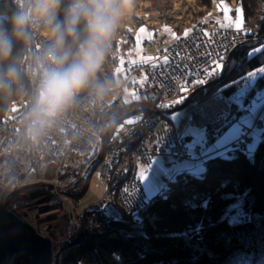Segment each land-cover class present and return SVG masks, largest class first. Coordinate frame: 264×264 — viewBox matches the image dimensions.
Returning a JSON list of instances; mask_svg holds the SVG:
<instances>
[{
  "label": "built area",
  "instance_id": "obj_1",
  "mask_svg": "<svg viewBox=\"0 0 264 264\" xmlns=\"http://www.w3.org/2000/svg\"><path fill=\"white\" fill-rule=\"evenodd\" d=\"M17 1L20 11H27L31 15L30 4L33 0ZM262 19H264V13ZM42 22H44L42 19H31L25 26L28 49L25 73L31 87V96L17 102L19 108L8 114L0 123V198L3 190L13 183V180L21 181L24 187L17 189L15 194L17 202L12 204L13 215L16 218L31 224L33 215H27L24 202L25 204L36 203L34 202L35 199H39V206L43 205L46 208L49 204H53L52 208L58 209V213L64 218L62 220L63 225L60 224L59 220L46 223L51 226L55 225V228L64 234V242L66 244L72 243L82 232L85 238L82 244L90 243L96 248L97 239L113 230L111 229L113 227L111 218H118L126 222L128 212L138 213L142 211L143 215L146 199L143 195L142 185L137 178L138 166L131 161V158L139 164L146 165H149L150 160L157 155H163L173 160L189 158L187 150L179 142H174L168 146H163L162 143L160 152L153 147L154 137L163 141L167 135L165 125L168 122L162 114L171 112L173 108L179 105L172 108L159 106L172 103L180 95H186L189 98L192 88L191 82L202 78L203 69H210L212 64L221 62L220 58H224L226 52L236 46H241L245 42L247 34L255 31L257 25L254 22L247 23L240 30H237L221 27L213 21L198 19L190 24L189 30L191 31L186 39L183 38L184 34H181L179 37L182 39L173 42H168V36H160L157 27L150 24L145 26L147 31L154 35L142 41L143 50H152L159 44L167 43L159 52V58L169 56L172 59H177L178 63H182L190 71L195 69V71H191V74L181 71L174 75L169 69L164 80L172 75V87L175 90H171V88L162 89L157 86L160 82L159 68L153 69L149 63L132 64L129 62L135 57L131 49L134 39L130 31L125 34L127 48L121 54L125 61L123 65L125 71L118 75L115 74V77L122 78L126 72L130 71L131 77L140 80L141 76L147 74L148 79L142 85L141 90L146 97L158 101L157 110L150 115L151 120L144 121L143 119L142 122L138 123L134 131L140 137V139H136L137 143L128 142V136L124 138L123 141L128 143L124 148L126 153L128 146L133 149V152L128 153L129 156L121 152V142L112 144L113 148H106L104 156L106 158L104 162L100 163L99 170L105 186L101 201L96 203L93 208L86 205L84 210L79 212L78 198L84 194L79 185L82 186L86 175L97 167L98 144L102 142L100 128L95 118L99 112L107 109V107L110 108L113 104L117 105L115 100L108 105L106 103L115 89L110 86H99L94 80H90L88 85L75 95L71 104L49 124L41 127L31 122L32 126L29 127L27 124L30 118L29 113L33 107L40 80L46 71L56 66L51 43L42 32ZM134 29L135 26H131V30ZM205 32H207V36L204 35ZM194 38L198 39L194 40ZM177 51L181 53L180 58L175 57ZM241 63L242 59H239L238 64ZM261 66H264V63ZM154 73L157 74L155 78ZM211 77H215V75ZM185 82L189 84V91L181 93L180 89ZM139 84L132 85L131 88H138ZM202 85L204 84H196L195 88L197 89ZM205 102L206 97L201 100L194 99L186 107L191 108L192 105L204 104ZM229 110L225 113V118L229 114ZM157 121L159 122L157 123ZM149 125H152L150 130L147 129ZM255 125L262 127V122L256 118L253 127ZM168 127L170 128L171 125L168 124ZM252 128L245 127V134L236 141V144L233 143V146H243L245 141H249L247 132L250 133ZM216 135V130H213L210 138L205 133L206 142L211 144ZM197 154L199 155V149H197ZM55 162L60 163L56 164ZM81 181L83 182L80 184ZM37 188L45 190L44 193H36ZM117 189L119 190L117 191ZM172 192L164 190L160 195L169 197ZM64 211L65 213H63ZM129 221V225L134 226L131 220ZM51 226L49 229L47 226V232L53 230ZM32 227L39 235L44 233V230L40 232L41 224L35 222Z\"/></svg>",
  "mask_w": 264,
  "mask_h": 264
},
{
  "label": "trees",
  "instance_id": "obj_2",
  "mask_svg": "<svg viewBox=\"0 0 264 264\" xmlns=\"http://www.w3.org/2000/svg\"><path fill=\"white\" fill-rule=\"evenodd\" d=\"M214 1L135 0L133 13H139L142 18L139 20L133 16L130 24L135 26L134 30L141 26L145 28L149 24L145 19L166 25L165 18L176 11L183 18H173L174 25L175 22L177 25L172 26L179 28L187 25L188 21L207 19ZM222 1L230 3L233 0ZM234 1L243 10L245 24L254 22L257 29L249 32L245 42L232 52L221 79L208 86L206 92H200L195 97L197 100L210 95L217 85L223 87L230 80L262 65L264 51L255 57H249L248 52L264 45V0ZM69 3L70 0H59L56 11L60 15H56L53 24L63 23L61 11ZM19 11L17 0H0V30L6 32L11 40L10 55L0 58V123L14 104L27 97L30 88L25 73L27 32L25 30L24 36H16L11 23ZM128 32V29L118 26L103 62L91 79L101 77L100 69H103L107 82H101L107 85L114 81L115 74L109 68L120 66L119 59L127 48L125 34ZM85 36L84 25L81 24L77 38H67L63 49L54 52L55 58L66 53L71 60ZM229 52L225 53L224 61ZM239 59H242L240 65ZM10 68L16 69L13 77L7 75ZM220 76L210 77L208 82L216 81ZM263 87L264 81L259 78V88L255 83L244 95L243 103L247 104L254 92ZM194 90L196 88L192 87L190 92ZM137 96L138 99L130 97L120 110L106 109L100 115L103 129L132 110L154 109V103L142 91ZM241 110L236 104L230 106L225 123L214 129L217 136L239 118ZM258 119L262 122V134L252 157L240 152L236 157H223L222 154L206 160L204 174H183L179 176L171 196L158 195L146 202L143 212L146 225L142 236H138L129 223L114 221L113 230L97 239L96 248L90 243L77 245L69 250L61 264H264V115Z\"/></svg>",
  "mask_w": 264,
  "mask_h": 264
},
{
  "label": "rangeland",
  "instance_id": "obj_3",
  "mask_svg": "<svg viewBox=\"0 0 264 264\" xmlns=\"http://www.w3.org/2000/svg\"><path fill=\"white\" fill-rule=\"evenodd\" d=\"M225 6L228 9H231V11L227 13V15L230 17L229 20H225V15H226V13L224 11ZM237 9H242V8L239 5H237V3L234 0L231 1L230 3H227V2L222 1V0H215L212 4V8L210 10L211 12L208 14L207 19H206V17L205 18L202 17L203 18L202 20L213 21L221 27L236 29L235 27L231 26V23L237 19ZM64 12H65V9H62L61 14L64 15ZM56 15H60V12L56 11ZM133 16L138 18L139 20L142 18V16L139 13H133L132 12L126 18V20L124 22L119 23V26L122 27V29H128V30L131 29L130 23L132 22L131 17H133ZM178 17L183 18V15L180 16L175 11L174 14H171L165 18L164 22L166 23V25L165 24L163 25V23H161V22H152L151 20H148V19H145V22L153 25L154 27H157V29H158L157 32L159 33L160 36H168V42H173L174 39L172 38L171 33H167L164 31L165 27L170 28L172 30V32H174L177 36H180L181 34H184L186 30H189L188 27H190V24L195 21V20H193L191 23L188 21L187 25H184V26L180 25L179 28L173 27L172 26V25H174L173 18L177 19ZM198 19H201V18H198ZM175 23L176 24L174 26L177 25V22H175ZM244 24H245V20H244V15H243L242 26ZM41 27L43 28V31H42L43 35L47 38V40L50 43H53L54 38L50 34L51 26H46L45 22H42ZM141 27H143V26H141ZM141 27H138L137 30H131L130 31V33H132V35L134 36V44H133V47L131 49H132L133 53L135 54V57L132 60H138L139 57L159 58V52L166 46L167 43L166 44H159V45H157L156 48H154L152 50H146V51L143 50L141 47V41L143 39H147V38H142L140 40L139 44H138L137 39H136L138 32H139V29ZM25 30L27 32L26 27H25ZM147 32L151 34V37L154 35L150 31H147ZM159 59L162 60L163 58H159ZM156 62H158V61L153 60V61H149L148 63L152 65V63H156ZM222 63L224 65V62H222ZM136 64H138V63H136ZM117 67H119V66H111L109 69H110V71L114 72V74L118 75L116 72ZM221 73H222V71L217 72L215 74V77L220 76ZM104 74H106L105 70L100 69L99 75H104ZM142 78H143V76L140 77V80ZM120 79L121 78H119V77L118 78L115 77V82L118 86L120 85V82H121ZM260 79H262L264 81V76L260 77ZM255 83L256 82H251V86L248 88V90L250 88H252ZM135 88H131V89L125 88L124 90H118V91L114 90L109 101L117 99L120 96L124 97L126 102L130 101V97H132L131 93L135 92L136 96L139 95L141 88H142V85L139 84L138 88H136V89ZM112 89H115V86L112 87ZM247 91L244 93V95L247 93ZM29 92L31 93V87L29 88ZM30 93H28L27 97L23 98V100L28 99L31 96ZM254 93L264 94V87L260 90L255 91ZM255 99H256V96L253 94V96L249 98V102L247 104L243 103L244 107H240L237 105L240 110L242 109L239 118H237V120L234 123H232L221 135H219L212 144H210L209 146L206 147L205 143H204L203 149H201L199 146L197 147V149L199 148L201 151L202 158L197 157V149H196V154L195 155H189L188 154L189 159H187V160L174 161L168 157H157L155 163H152V164L147 165V166L140 165L138 168V177H139V170L141 168H148V171L146 172L143 180H141V183H142V186H143V189H144V192H145V195H146L148 201L156 198L164 190L174 191L176 188V183L179 179V176H181L183 174L189 173V174H192L195 176H200V175L204 174L206 160L213 158V157H216L217 155L223 154V157H228V156L236 157L238 155V153L245 152L248 156L252 157L255 153V150H256L258 144H259V141L261 139V134H262V130H261L262 127H257L256 125L253 127V125H254V122L256 120L255 118H258V117L262 118V116L264 115V102L258 101L256 103L255 107H253V100H255ZM18 108H19V105L14 104L12 106L11 110L8 112V114H10L14 110H17ZM179 109H180L179 107H176V109L171 110V112L178 111ZM143 110L147 111V112L138 113L139 115L136 114L135 116H130V117L124 119L122 122L118 123L114 127V130L109 137V143L121 141L127 135V132H129V128L133 125V124L132 125L126 124V121L128 119H134L135 121H137L138 116H140V115H145V116L152 115V114L148 113V111L153 112V110H149V109H138V110L135 109L134 111L133 110L130 111V113L134 114L136 112H141ZM245 112H247V113H245ZM229 113H230V110H229ZM228 116H229V114L226 116V118L224 117L221 124L225 123ZM245 127H249V128L253 127L250 130V133L247 132V136L249 138V141H245L243 146H233V143L236 144L237 143L236 140H238L239 138H241L245 134V132H244ZM209 153L211 155H209ZM99 168H100V164L91 172V174L89 175V178H88L87 187L85 189V192L82 196H80L78 198V204L80 206V208L78 209L79 212H82L86 205L90 206V208H93V206L96 203H98L102 197L104 185H103V181L100 177ZM177 168L182 169V170L177 171L176 170ZM56 232H59V230L57 228L50 231L49 234H53ZM56 235H57L56 236V243L53 242L52 249L56 248L58 240H60V242H64V240H65V238H63L64 234L62 232L57 233ZM83 242H84V240L82 241V243ZM82 243L81 242L74 243V244L70 245V248L77 246V245H80ZM65 252L66 251L62 252L63 254L61 253V256L64 255V257H65L67 255V253H65ZM78 264H81V262H78Z\"/></svg>",
  "mask_w": 264,
  "mask_h": 264
},
{
  "label": "clouds",
  "instance_id": "obj_4",
  "mask_svg": "<svg viewBox=\"0 0 264 264\" xmlns=\"http://www.w3.org/2000/svg\"><path fill=\"white\" fill-rule=\"evenodd\" d=\"M58 3L59 0H33L31 15L21 10L11 20L18 37L25 35V26L31 19H42L50 25L53 52L63 49L67 38H77L81 24L86 32L72 59L69 60L66 53L58 56L56 66L46 71L40 80L29 117L34 125L41 127L60 115L75 95L88 85L103 62L120 21L135 8V0H70L63 23L53 24ZM10 53V37L0 30V58H6ZM7 75L15 76L16 69L10 68Z\"/></svg>",
  "mask_w": 264,
  "mask_h": 264
},
{
  "label": "snow or ice",
  "instance_id": "obj_5",
  "mask_svg": "<svg viewBox=\"0 0 264 264\" xmlns=\"http://www.w3.org/2000/svg\"><path fill=\"white\" fill-rule=\"evenodd\" d=\"M224 11L226 13L225 20H229L230 17L227 15L231 9H228L226 6L224 7ZM242 17L243 11L242 9H237V19L231 23V26L235 27L237 30H240L242 27ZM131 31V29H129ZM165 32L171 33V36L174 40L182 39V37L177 36L170 28L165 27ZM191 30H186L184 33V39H186ZM207 36V32L204 34ZM142 38H151V34L147 32L146 28L141 27L139 29L138 35L136 37L137 42L139 44ZM198 39V38H194ZM199 45L197 44V47ZM139 50V49H138ZM264 51V47H256L251 49L248 52L249 57H255L257 53ZM175 57L180 58L181 53L179 51L175 52ZM223 57L220 58L221 62H216L211 65L210 69H203V76L201 79H195L191 82V87H195L196 84H205L209 77L215 75L217 72H221L224 68L222 63ZM156 60L158 62L152 63V68H159L160 71L158 73L160 77V82L157 85L160 88H171V90H175L172 87L173 77L172 75L168 76L167 80H164V76L168 73L169 69L172 70V74L179 73L184 71L185 73L191 74V71H195L192 69L191 71L186 68L182 63H178L177 59H172L169 56L163 57L162 60L154 57H139L138 60L129 61L132 64L136 63H148L149 61ZM125 61L123 57H120L119 64L120 66L116 68L117 74L123 73ZM264 63V62H262ZM163 65V67H161ZM157 74L154 73V78ZM264 76V66L257 65L253 70L247 72L246 74L240 76L237 79L230 80L228 83H225L223 87L217 85V88L209 95L206 94V102L204 104H195L192 105L191 108L184 107L180 108L175 112H165L163 113L164 119L171 125L168 127V124L165 125V132L167 135L164 137V140L154 137L153 139V147H155L158 152L162 150L161 144L163 146H168L174 142H179L188 152L189 155H195L196 149L199 146L203 149L205 143V133L210 138L213 130L219 127L220 122L224 119L225 113L228 111L231 105L236 104L240 107H244L243 104V96L244 93L251 86V82L257 83V88H259V78ZM148 79L147 74L143 75V78L139 81H134V83H140L143 85ZM231 88H235L234 91L229 92L228 90ZM181 93H187L189 91V84L185 82V84L180 89ZM201 91H205V89H201ZM171 94V92H169ZM131 95L138 99L135 92L131 93ZM256 99L253 100V107H255L256 103L264 102V94L254 93ZM188 97L186 95H180L178 99L173 101L170 104H163L159 107L162 108H172L176 105H183L184 101L187 100ZM129 102V101H127ZM159 121H157L158 123ZM136 123L134 119H128L126 124L132 125ZM127 135L130 139H140L138 134H135L131 131L127 132ZM209 155H211L209 153ZM158 156V155H157ZM157 156L153 157L150 160V164L155 163ZM149 164V165H150ZM177 171H181L182 169L177 168ZM148 168H141L139 170V178L143 180ZM27 254V250L25 248H17L16 252L13 254V257L10 259V264H24V261L18 260L17 258L25 256Z\"/></svg>",
  "mask_w": 264,
  "mask_h": 264
},
{
  "label": "bare ground",
  "instance_id": "obj_6",
  "mask_svg": "<svg viewBox=\"0 0 264 264\" xmlns=\"http://www.w3.org/2000/svg\"><path fill=\"white\" fill-rule=\"evenodd\" d=\"M56 59V58H55ZM147 64V63H146ZM238 65V64H237ZM239 66V65H238ZM130 72V71H129ZM129 72H126L125 73V76H123L120 80H121V82H120V85L118 86L117 84H116V82H115V78H114V81L113 82H111V83H109V84H107V85H105V84H103L101 81H105V82H107V76L106 75H102L101 77H99V78H97V77H95L94 79H95V81H99V83H97L99 86L100 85H102V86H110V87H114L115 86V90L116 91H118V90H124L125 88H129V89H131V86L132 85H137V83H134V81H139L138 79H136V78H134V77H131L130 76V74H129ZM91 80H93V79H91ZM101 83V84H100ZM142 91V90H141ZM28 93H30V92H28ZM148 98V97H147ZM109 99L110 98H108V100H106V103H107V105L110 103V102H112V101H116V104L118 105H115V104H113V105H111V107L110 108H108V109H111V110H120V109H122L125 105H126V100L124 99V97H122V96H120L119 98H117V99H114V100H111V101H109ZM148 100L149 101H151V102H153L154 103V109H153V111H155V110H157V106H158V101H153V99H151L150 97L148 98ZM114 101V102H115ZM120 104H122V105H120ZM120 105V106H119ZM180 106V105H179ZM178 106V107H179ZM106 110V109H105ZM105 110H102L101 112H99L97 115H96V118H95V121H96V123L98 124V126H99V128H100V132H101V136H102V142H101V144H98V147H99V149H98V161H97V163H96V166H98L100 163H102V161L104 162V159L106 158V157H104L105 156V153H106V148H113L114 146L112 145V144H114V143H118V142H121L120 143V145H121V147H122V149H120L121 150V152L124 154V155H126V156H129V154L128 153H131V152H133V149L131 148V146H128V148H127V153H126V151L124 150V148L128 145V143L126 142V141H123L124 140V138L126 137V136H128V135H126L121 141H116V142H112V143H109V137H110V135H111V133L113 132V130H114V127L115 126H113V124H111L106 130H104L103 129V126H102V123L100 122L101 120H100V115L105 111ZM128 114H131V113H128ZM128 114H126V115H128ZM126 115H124V116H126ZM139 115V114H138ZM123 116V117H124ZM133 116H135V115H133ZM123 117H121V118H123ZM126 119V118H125ZM144 119V121H149V120H151V116H143V115H140V116H138V119H137V121H136V123H134L130 128H129V131H131V132H133L134 133V131H135V129H136V127H137V125H138V123L139 122H142V120ZM124 120V119H123ZM122 120V121H123ZM121 121V122H122ZM32 120H31V118H29V120H28V126L29 127H31L32 126ZM220 126V125H219ZM152 128V125H149V126H147V129H151ZM218 136L216 135V138H217ZM216 138H215V140H216ZM127 140H128V142H132V143H137V140L135 139H130L129 138V136L127 137ZM214 140V141H215ZM213 141V142H214ZM237 141V140H236ZM212 142V143H213ZM74 143V142H73ZM104 143V146L102 147V144ZM211 143V144H212ZM72 145V144H71ZM210 144H208V142H206V140H205V146L207 147V146H209ZM199 149V148H198ZM94 155L96 156V153L94 152ZM97 157V156H96ZM158 157H164L163 155H159ZM197 157L198 158H202V154H201V151H200V149H199V155L197 154ZM189 159V158H188ZM173 160V159H172ZM181 160H187V159H181ZM100 161V162H99ZM131 161L135 164L136 163V166H138L137 167V169L139 168V166L140 165H143V166H147L146 164H139L135 159H133V158H131ZM174 161H180V160H174ZM51 162H52V159H51ZM56 164H59V163H57V162H55ZM150 164V163H149ZM101 165V164H100ZM99 170H100V168H99ZM89 174H91V172L90 173H88L87 175H86V179H85V181L83 182V181H81L80 182V184L82 183V186L81 185H79L80 186V188L81 189H83V191L85 192V189H86V187H87V182H88V175ZM138 174V173H137ZM88 177V178H87ZM101 177V176H100ZM137 178L139 179V181H140V183H141V180H140V178L137 176ZM101 179H102V177H101ZM141 185H142V183H141ZM8 187V188H7ZM4 190H3V192L7 189V191H6V193H5V195L6 196H9L10 195V201H9V203L6 205V209H7V211L9 212V213H11L12 215H13V207H12V204L14 203V202H17V197L15 196V194H16V192L15 191H17V189H22L24 186L22 185V182L21 181H15V180H13V183H11V184H9L8 186H7ZM104 189L103 190H105V186L103 187ZM142 189H143V186H142ZM37 190L38 191H36V193H44L43 191H45V190H42L41 188H37ZM119 189H117V191H118ZM20 191V190H19ZM3 192L1 193V194H3ZM143 192H144V189H143ZM161 194V193H160ZM159 194V195H160ZM143 195H144V198L146 199V202L148 201V199H147V197H146V195H145V192L143 193ZM102 196H103V194H102ZM161 196V195H160ZM171 196V195H170ZM2 197V196H1ZM162 197V196H161ZM102 198V197H101ZM0 200H1V198H0ZM39 199H35V201L34 202H36V203H32V202H30V204H25V202L23 203V205H24V209H25V212L27 213V215H29V214H31V215H33L32 216V218H31V224L30 223H28V222H24V221H22L21 219H18V220H20L21 222H23V223H27L29 226H34V223L35 222H37L39 225L41 224V231L40 232H42L43 230H44V233L42 234V235H40V236H42V237H45V238H47L50 242H51V244L53 245V242H55L56 243V234L57 233H61V231H59V232H56V233H53V234H49L50 232H47L46 230H47V226H48V229L50 228V226L51 225H49V224H47L46 222H48V221H52V220H59L60 221V224L61 225H63V222H62V220L64 219L63 218V216L61 215V214H59L58 212V209H53L52 207H53V204H49L48 205V207L46 208V207H44L43 205H40L39 206ZM101 201V199L99 200V202ZM42 206V208L40 209V207ZM109 210H111V209H109ZM144 212V211H143ZM63 213H65V211L63 212ZM128 214V219H126V223L128 224L130 221L129 220H131V223H133L134 224V226H132V228L135 230V232H136V234L138 235V236H141L142 234H143V231H144V229H145V225H146V222H145V215H144V213H143V215H142V211H140V212H138V213H130V212H128L127 213ZM110 221H111V223L112 222H114V221H122V220H120V219H118V218H111L110 219ZM129 225V224H128ZM128 227V226H127ZM33 228V227H32ZM113 228V227H112ZM111 228V229H112ZM131 228V227H130ZM34 229V228H33ZM51 229H55V225H52L51 226ZM35 230V229H34ZM36 233H37V231H35ZM38 234V233H37ZM65 245H68V244H66L65 242H60V240H58L57 241V245H56V248H54V249H52L53 250V254L55 255L56 253H58L59 251H60V248L61 247H63V246H65ZM79 246H82L81 244L79 245ZM76 247H78V246H74V247H72V248H76ZM64 249L65 250H63V252L64 251H66L65 253H68L69 252V250L71 249L70 248V246H66V247H64ZM68 251V252H67ZM61 251L59 252V255H60V257H59V262L61 263V261H62V259L64 258V255L63 256H61ZM63 254V253H62ZM54 260V259H53ZM53 264H54V261H53Z\"/></svg>",
  "mask_w": 264,
  "mask_h": 264
},
{
  "label": "water",
  "instance_id": "obj_7",
  "mask_svg": "<svg viewBox=\"0 0 264 264\" xmlns=\"http://www.w3.org/2000/svg\"><path fill=\"white\" fill-rule=\"evenodd\" d=\"M238 47L240 46H236L235 48L231 49L228 53L221 74H223L226 67L229 65L232 52ZM221 77L222 76H220V78H218L216 81L208 82L198 87L190 94L189 98L184 101V104L179 106V108L186 107V105L191 100H194L200 92H203L201 91V89H206L212 83L218 82ZM145 112L147 111L143 110L134 114H128L123 118L117 120L113 124V126H116L125 118L136 115L138 113ZM148 113L152 114L153 112L148 111ZM103 146L104 143L102 144V147ZM6 191L7 189L3 192L0 200V264H10V259L13 257V254L16 252L17 248H25L27 250V254L25 256L17 258L18 260L24 261V264H53V261L54 264H60L59 252H63V250H65L64 247L72 245L74 243H82V241L85 239L84 235L81 232L75 241L61 247L60 251L54 255L52 250V244L47 238L37 234L31 226H29L27 223L21 222L14 215L7 211L6 205L10 201V195L6 196Z\"/></svg>",
  "mask_w": 264,
  "mask_h": 264
}]
</instances>
